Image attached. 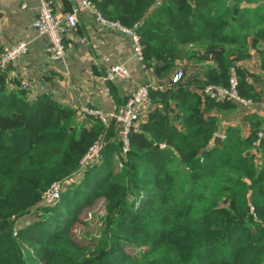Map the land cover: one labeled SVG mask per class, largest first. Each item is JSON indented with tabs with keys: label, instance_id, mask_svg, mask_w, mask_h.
<instances>
[{
	"label": "trees",
	"instance_id": "obj_1",
	"mask_svg": "<svg viewBox=\"0 0 264 264\" xmlns=\"http://www.w3.org/2000/svg\"><path fill=\"white\" fill-rule=\"evenodd\" d=\"M89 1L138 34L159 80L179 62L213 54L215 65L151 90L127 152L115 121L105 126L50 94L8 89L0 73V264H264V137L254 145L264 118L247 115L248 137L232 127L212 146L216 114L238 104L203 92L226 86L236 67L239 95L259 101L235 61L247 56L251 30L264 43V16L252 19L237 0ZM98 141V155L82 167ZM56 181L68 186L45 206L42 194ZM99 201L90 236L86 218Z\"/></svg>",
	"mask_w": 264,
	"mask_h": 264
},
{
	"label": "crops",
	"instance_id": "obj_2",
	"mask_svg": "<svg viewBox=\"0 0 264 264\" xmlns=\"http://www.w3.org/2000/svg\"><path fill=\"white\" fill-rule=\"evenodd\" d=\"M51 1L57 17L76 13L78 19L77 26L64 35L66 53L60 59L49 56L48 39L40 36L33 27L40 0H0V51L20 41L29 45L28 52L10 63L2 73L8 89L20 87L21 82L26 81L30 85L28 93L31 98L47 93L77 112L83 107H90L109 113L121 109L129 94L141 84L164 87L170 84L178 67L185 68L187 77H202L206 65H215L213 54L197 63L179 62L166 80L161 81L152 68L138 59L130 36L100 23L92 9L81 6V0ZM237 1L240 8L249 10L248 15L252 19L260 20L264 16V0ZM258 28H262V24ZM255 32L251 30L247 36V56L236 60L235 65L249 75L247 82L257 92L259 101L250 100L247 105H238L233 112L216 114L220 125L215 137L220 136L222 140L225 132L232 127L241 129L242 134L248 137L251 127L246 120L247 115L264 118V43L255 37ZM115 64L128 68L130 78L106 81V71ZM150 107V103L142 107L144 118ZM115 131L120 136L121 125H116ZM253 151L256 152L249 150V155ZM256 161H260L259 155ZM30 218L24 217L21 222L25 223Z\"/></svg>",
	"mask_w": 264,
	"mask_h": 264
},
{
	"label": "built area",
	"instance_id": "obj_3",
	"mask_svg": "<svg viewBox=\"0 0 264 264\" xmlns=\"http://www.w3.org/2000/svg\"><path fill=\"white\" fill-rule=\"evenodd\" d=\"M81 6L92 9L98 21L106 26L118 29L124 34L130 36L134 52L139 60L143 61L142 45L138 34L129 28L124 27L117 21L105 19L95 8L89 0H81ZM78 19L76 13H70L65 17H57L54 13L53 3L51 0H40L39 13L33 27L36 29L40 36L48 39V54L52 59H60L66 53V45L64 42V35L67 30L73 29L77 26ZM29 50L27 42L20 41L11 47L5 48L0 51V73L7 70L10 63L14 62L18 57L25 55ZM131 74L128 68L121 64H115L109 67L105 74L106 81H115L117 79H128ZM184 76L183 69L178 67L171 83L180 81ZM20 87L29 90L30 85L26 81H22ZM165 87L161 85L141 84L137 86L127 97L125 105L116 111L109 113L102 110L83 107L79 114L90 115L99 119L105 126H108L111 121H115L121 125V139L123 142V151L127 152L129 148L128 134L131 128L136 126L143 118L142 107L150 103L151 90H163ZM204 94L217 100H225L228 102H235L238 105H247L248 101L242 98L238 93V73L236 67H231L228 84L221 85H207L204 89ZM264 137V127L258 133V139L255 146H258L261 139ZM101 149V141L96 142L82 158L81 165L85 167L93 161ZM64 183L56 181L44 191L41 197V203L45 206H51L57 203L61 197L64 189Z\"/></svg>",
	"mask_w": 264,
	"mask_h": 264
},
{
	"label": "rangeland",
	"instance_id": "obj_4",
	"mask_svg": "<svg viewBox=\"0 0 264 264\" xmlns=\"http://www.w3.org/2000/svg\"><path fill=\"white\" fill-rule=\"evenodd\" d=\"M184 76H186V70L183 68ZM183 76V77H184ZM68 184L64 185V188L66 189ZM103 201H99L94 207H92L89 210L88 216L86 218L88 226L86 228L89 229L90 236L95 235L98 231V225H99V217L103 214Z\"/></svg>",
	"mask_w": 264,
	"mask_h": 264
},
{
	"label": "water",
	"instance_id": "obj_5",
	"mask_svg": "<svg viewBox=\"0 0 264 264\" xmlns=\"http://www.w3.org/2000/svg\"><path fill=\"white\" fill-rule=\"evenodd\" d=\"M191 3L193 2V0H189ZM214 145L213 146H217V145H221L222 144V137L220 136H216L213 140ZM247 155H249V152L247 153Z\"/></svg>",
	"mask_w": 264,
	"mask_h": 264
}]
</instances>
